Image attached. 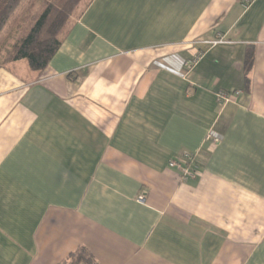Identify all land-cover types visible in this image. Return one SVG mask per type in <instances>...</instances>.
<instances>
[{
    "label": "crops",
    "instance_id": "1",
    "mask_svg": "<svg viewBox=\"0 0 264 264\" xmlns=\"http://www.w3.org/2000/svg\"><path fill=\"white\" fill-rule=\"evenodd\" d=\"M22 61L0 68V264H264V0H90Z\"/></svg>",
    "mask_w": 264,
    "mask_h": 264
},
{
    "label": "trees",
    "instance_id": "2",
    "mask_svg": "<svg viewBox=\"0 0 264 264\" xmlns=\"http://www.w3.org/2000/svg\"><path fill=\"white\" fill-rule=\"evenodd\" d=\"M48 1V0H43ZM20 0H0V31ZM90 0H59L45 8L32 18L25 32L11 44L0 57V68L24 60L30 70L41 72L59 49L64 37L74 22L89 5ZM253 64V55L247 54L245 70ZM58 264H97L93 256L85 249L78 248Z\"/></svg>",
    "mask_w": 264,
    "mask_h": 264
},
{
    "label": "rangeland",
    "instance_id": "3",
    "mask_svg": "<svg viewBox=\"0 0 264 264\" xmlns=\"http://www.w3.org/2000/svg\"><path fill=\"white\" fill-rule=\"evenodd\" d=\"M59 0H20L13 13L10 15L5 26L0 31V57L11 47V44L16 41L31 23L42 8L56 3ZM21 63L25 64V61Z\"/></svg>",
    "mask_w": 264,
    "mask_h": 264
},
{
    "label": "built area",
    "instance_id": "4",
    "mask_svg": "<svg viewBox=\"0 0 264 264\" xmlns=\"http://www.w3.org/2000/svg\"><path fill=\"white\" fill-rule=\"evenodd\" d=\"M223 39L219 37V35L216 37V39L214 40H211V41H207V42H204L206 45H209V46H213V45H216L218 43H222ZM201 54H196L193 59L191 60V62H189V64H185L186 66H189V65H192L194 64L196 61H198V59L200 58ZM217 98L220 102H227V101H230V97L229 95L225 94V93H222V92H219L217 94ZM222 139V136L221 134L213 131V130H210L207 135H206V140L210 141L211 144L215 145L217 143H219ZM192 162V159L190 157V155H185L184 158H182V160H172L168 163V166L170 168H175L177 169L179 172H180V175L183 177V178H186V177H192L193 176V172L189 169V166L190 163Z\"/></svg>",
    "mask_w": 264,
    "mask_h": 264
}]
</instances>
